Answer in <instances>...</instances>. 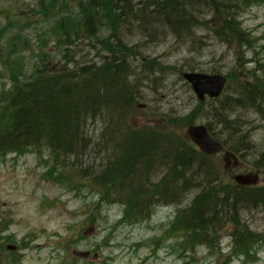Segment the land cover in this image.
Here are the masks:
<instances>
[{
	"label": "trees",
	"instance_id": "trees-1",
	"mask_svg": "<svg viewBox=\"0 0 264 264\" xmlns=\"http://www.w3.org/2000/svg\"><path fill=\"white\" fill-rule=\"evenodd\" d=\"M50 1L56 11L57 0ZM76 1L80 12L67 13L54 33L66 42L79 27L89 37L105 28L110 36L101 44L107 55L101 64L39 67L26 77L18 69L12 71V86L0 93V157L29 152L41 155L45 151L49 158L58 159L50 166L53 172L47 173L48 180L70 188L82 186L80 191L96 195L102 193L99 201L112 197L123 208L121 217L126 223L129 218H148L157 205L179 204L183 194L185 198L194 190L189 204L178 210L172 230L187 231L195 245L216 248L215 238L221 229L230 226L231 256L247 253L264 235L251 231L243 215L264 209V186L237 185L230 177L227 179V165L222 166L216 156L200 152L186 132L184 137L178 135L183 122L187 129L199 120L193 108L183 120L165 115L168 130H162L154 116L150 117L155 120L154 125L129 119L134 117L140 99L137 81H129L138 68L134 63L148 61L161 72L164 67L144 56L139 44L128 46L123 41L133 33L149 40L161 33L181 42L203 26L211 29L222 43L252 49L254 41L241 30L239 16L251 6L263 5L264 0ZM62 19L58 18V22ZM257 72L259 69H254L241 76L249 79H239L232 96L217 99L220 106L204 124L236 159H241L243 152L252 150L255 144L239 127V117L231 118L226 111L247 109L264 115V80ZM202 105L199 102L200 108ZM96 115L108 118L106 150L117 153L99 171L92 166L73 165H80L81 156L92 144L86 135V120ZM258 161L263 168L255 173H262V177L264 153ZM71 167L75 173L69 172ZM159 167H164L166 173L153 182L150 175Z\"/></svg>",
	"mask_w": 264,
	"mask_h": 264
},
{
	"label": "rangeland",
	"instance_id": "rangeland-1",
	"mask_svg": "<svg viewBox=\"0 0 264 264\" xmlns=\"http://www.w3.org/2000/svg\"><path fill=\"white\" fill-rule=\"evenodd\" d=\"M52 5L50 0H0V93L12 86L11 72L17 69L26 77L39 67L101 64L107 55L101 44L110 36L105 28L89 37L79 27L66 42L54 33L67 13L80 12L76 0H57L56 11ZM60 17L63 19L58 22ZM239 21L241 30L254 41L252 49L222 43L211 29L203 26L181 42L161 33L149 40L131 32L123 42L128 46L139 44L142 54L164 69L161 72L148 61L134 63L138 68L129 81H137L140 99L134 117L129 119L154 125L155 120L150 119L154 116L162 130H168L165 115L183 120L193 108L195 115L200 116L196 123L205 124L220 105L218 100L205 99L200 108L190 85L181 76L185 72L226 76L229 87L220 99L232 96L238 80L249 79L241 76L251 70L259 69L256 74L264 80V4L251 6L240 14ZM18 79L22 81V77ZM226 112L231 118L239 117V127L255 144L252 150L243 152L241 159L216 156L222 166L227 165V179L235 173L262 170L258 159L264 153V115L247 109ZM86 122V135L92 144L81 156L80 165H73L92 166L99 171L117 154L106 150L108 118L96 115ZM183 123L177 129L181 137L186 131ZM42 152L0 157V238L4 243L0 247V264H264V239L251 245L244 255L231 256L230 226L221 229L215 238L216 248L195 245L187 231L172 230L178 210L189 204L194 190L185 198L183 194L179 204L157 205L148 218H129L126 223L121 217L123 208L112 197L99 201L102 193L96 195L80 191L82 186L70 188L48 180L47 173L53 172L50 166L58 159ZM166 170L156 168L150 179L156 182ZM69 172L75 173L72 167ZM257 185L264 186V175ZM243 218L251 231L264 235V209L246 212ZM6 245L16 246L17 250L8 251ZM77 251H89L90 256L78 258L74 254Z\"/></svg>",
	"mask_w": 264,
	"mask_h": 264
},
{
	"label": "water",
	"instance_id": "water-1",
	"mask_svg": "<svg viewBox=\"0 0 264 264\" xmlns=\"http://www.w3.org/2000/svg\"><path fill=\"white\" fill-rule=\"evenodd\" d=\"M183 78L191 85L195 96L200 102H203L206 96L212 99L218 98L226 84V77L219 74L207 75L187 72L183 74ZM187 133L200 151L206 155H218L224 149L223 144L215 140L204 125L190 126ZM233 180L240 186H255L259 183V175L257 173H239L234 175ZM8 249L14 250L15 247L9 246ZM74 254L83 258L89 256L88 252H75Z\"/></svg>",
	"mask_w": 264,
	"mask_h": 264
}]
</instances>
